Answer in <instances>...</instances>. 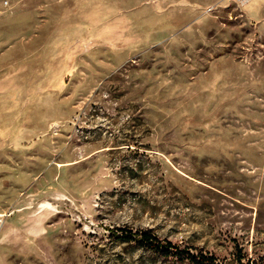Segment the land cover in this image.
Segmentation results:
<instances>
[{"label": "rangeland", "instance_id": "obj_1", "mask_svg": "<svg viewBox=\"0 0 264 264\" xmlns=\"http://www.w3.org/2000/svg\"><path fill=\"white\" fill-rule=\"evenodd\" d=\"M141 231L264 264V0H0V264H199Z\"/></svg>", "mask_w": 264, "mask_h": 264}, {"label": "trees", "instance_id": "obj_2", "mask_svg": "<svg viewBox=\"0 0 264 264\" xmlns=\"http://www.w3.org/2000/svg\"><path fill=\"white\" fill-rule=\"evenodd\" d=\"M141 240L148 243L152 248L161 250L165 255H169L172 253L178 254L182 256H187L188 258L196 261L199 264H214V258L212 256H207L203 253L199 254H192L189 250L180 249L176 244H173L170 241L163 242L161 241L156 235H154L150 231H141L138 232ZM176 250L174 252V250Z\"/></svg>", "mask_w": 264, "mask_h": 264}, {"label": "built area", "instance_id": "obj_3", "mask_svg": "<svg viewBox=\"0 0 264 264\" xmlns=\"http://www.w3.org/2000/svg\"><path fill=\"white\" fill-rule=\"evenodd\" d=\"M237 4L239 5H244L246 3H248L250 0H234Z\"/></svg>", "mask_w": 264, "mask_h": 264}]
</instances>
